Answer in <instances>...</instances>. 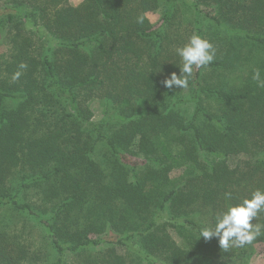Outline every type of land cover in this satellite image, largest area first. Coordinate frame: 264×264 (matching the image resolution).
<instances>
[{
    "label": "trees",
    "instance_id": "1",
    "mask_svg": "<svg viewBox=\"0 0 264 264\" xmlns=\"http://www.w3.org/2000/svg\"><path fill=\"white\" fill-rule=\"evenodd\" d=\"M69 1L0 0V264H248L264 229L227 249L200 229L264 189V88L203 87L207 67L240 68L235 48L187 89L164 86L182 65L161 56L212 24L264 51V0Z\"/></svg>",
    "mask_w": 264,
    "mask_h": 264
},
{
    "label": "clouds",
    "instance_id": "2",
    "mask_svg": "<svg viewBox=\"0 0 264 264\" xmlns=\"http://www.w3.org/2000/svg\"><path fill=\"white\" fill-rule=\"evenodd\" d=\"M176 54L182 60L180 75L172 73L163 84L168 89H172L173 86L187 89L194 66L202 68L211 64L215 59L216 50L208 39L193 34L184 46L176 49ZM20 67L25 68L26 65L21 64ZM20 74V72L15 73L13 79H17ZM252 79L257 82L258 87L264 88V79L259 69L254 70ZM226 196L231 198L230 193ZM262 211H264V189L257 188L251 192L250 197L221 211L216 216L214 226L202 227L200 235L205 239L218 237L221 247L225 249L230 246L242 247L250 244L264 229V225L253 223Z\"/></svg>",
    "mask_w": 264,
    "mask_h": 264
},
{
    "label": "rangeland",
    "instance_id": "3",
    "mask_svg": "<svg viewBox=\"0 0 264 264\" xmlns=\"http://www.w3.org/2000/svg\"><path fill=\"white\" fill-rule=\"evenodd\" d=\"M69 3L74 5V6H79L83 3V0H70ZM144 16L150 22V24H152L155 27H159L162 23V19H161L162 18V12L161 11H148V12L144 13ZM180 22H179V20H177V25H179V23H180V25H182V27L179 26L180 28L178 30L181 31L182 29H184L183 31H185L186 27H188V29H191L190 25H188L186 23L187 21L185 22V21L180 19ZM210 26H211V28L207 30V33H208L207 39L213 44V46L216 50V56H215L214 60H220L221 55L219 54V51H221L223 49V51L229 50L230 52H232V50H231L232 48L236 49V52H234V53H237L238 55L244 56L246 58V60L243 62V64L240 65V68L235 69V70H233L230 63L224 64L223 68H214L213 67L212 68L213 70H211L210 67L209 68L207 67V69H205L202 73V75H204L203 79H201L203 87L204 88L215 87V86H218L219 84H221V82H222L221 85L223 87H225L227 90L242 89V88L246 89V85L247 86L250 85V82H248V81L249 80L254 81L252 79L253 75H251V74H253L254 70L257 69V64L262 65V63H264L263 62L264 61V51L258 50L256 47L251 48L246 43H243V42L237 43L235 40L226 42L224 35L221 36V40L223 42H220L219 37L222 34V32L217 31L218 29L216 28V26L214 24H212ZM3 37H4L3 34L0 33V58H1V55L4 56L7 53L6 43L2 42ZM187 42H188V40L182 41V39L179 40L178 38L177 39L172 38L171 43H167V44L163 41L162 43L164 44V47H163L164 49L162 51L161 59L166 58L167 55H169L170 53L175 55L176 49L184 46V44H186ZM233 42H235V43L231 46V44H229V43H233ZM147 53L148 52L143 53L141 58H143L144 55L149 56V55H147ZM173 57L175 59L169 60V65L175 64V68L181 66L182 65L181 58L177 54H176V56H173ZM148 60L149 59L146 58L145 61L142 60L143 62L137 61L136 65L130 64L131 69L134 71L131 75L137 76L138 73H141V74L148 73L149 72ZM116 62L119 63V67L124 69L125 62L123 60H121V57L118 55H116ZM196 70L197 69L194 67V69H193L194 72H193V75H191V77H190V81H193V79L195 77ZM176 72L177 71H175V73ZM0 73H1V71H0ZM170 75H161V77L163 76L166 79V78H169ZM176 93L178 95L180 94L179 92H176ZM212 107H213L212 108L213 112H217V105L213 104ZM93 110L95 112L96 117L98 118L99 109L96 106H94ZM183 114L185 116H187V113L183 112ZM236 160H237V158H236ZM184 172H185V169L183 166L177 167L169 176L172 179H178L184 175ZM208 218L203 216V219L206 221H208ZM176 239L179 242L178 236H176ZM254 250H255V254L251 258V260L249 261L248 264H264V246L261 244H256L254 246ZM119 253L124 254L125 252L123 250H121ZM42 260H43V257H41V260L36 257L34 259V264H37V263L42 264L43 263ZM133 260H134V258H133ZM133 262H134L133 264L136 263L135 261H133Z\"/></svg>",
    "mask_w": 264,
    "mask_h": 264
}]
</instances>
